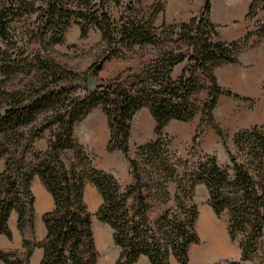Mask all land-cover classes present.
Instances as JSON below:
<instances>
[{
  "label": "trees",
  "instance_id": "obj_1",
  "mask_svg": "<svg viewBox=\"0 0 264 264\" xmlns=\"http://www.w3.org/2000/svg\"><path fill=\"white\" fill-rule=\"evenodd\" d=\"M142 5L143 0L127 5L122 0H0V161L5 159L0 234L13 238L9 221L15 210L24 236V250L0 249V264H31L37 247L44 249L41 264H97L85 201L89 182L102 196L97 215L112 227L120 248L115 264H137L142 257L151 264H172L173 259L187 264L190 247L200 242L194 200L198 184L208 188L215 213L228 215L230 237L239 241L240 258L230 264H264V125L236 132L238 153L229 152L227 164L216 155L184 161L171 149L165 132L172 120L191 121L201 112L194 142L207 121L223 135L213 114L219 98H249L223 87L216 68L239 63L240 51L254 43V36L264 39V24L227 42L211 20L212 0H204L189 21L176 24L156 25L157 16L165 12L162 3L149 13L137 11ZM262 9L264 0H254L247 19ZM75 23L82 37L91 27L99 28L106 43L103 56L84 72L68 68L55 55V46L65 42ZM135 46L152 50L138 71L97 78L107 62L128 58ZM16 76L24 77L21 85L12 83ZM205 91L208 97L202 101L198 96ZM99 107L110 128L107 149L127 156L132 183L123 184L113 172L98 167L77 137V124ZM145 107L156 121V137L131 157L134 117ZM50 128L47 148L37 150L36 142ZM36 175L54 199L53 209L43 216L47 235L42 241L26 237V230L36 227Z\"/></svg>",
  "mask_w": 264,
  "mask_h": 264
},
{
  "label": "rangeland",
  "instance_id": "obj_2",
  "mask_svg": "<svg viewBox=\"0 0 264 264\" xmlns=\"http://www.w3.org/2000/svg\"><path fill=\"white\" fill-rule=\"evenodd\" d=\"M122 1L127 5L130 0ZM191 1L195 6L203 0ZM159 2L163 4L165 12H161L157 16L155 21L156 25H161L164 22L169 24L181 23L170 22L166 18V5L170 3V0H143V5L138 6L137 11L149 13ZM109 10L112 12L111 7H109ZM246 20L250 24L248 30H256L257 27L264 24V9L259 10L253 19H247L246 15ZM219 38L227 42L233 41L224 39L220 32ZM3 46L4 40L0 38V50ZM55 48V55L59 62L74 71L84 72L88 70L94 61L103 56L106 43L102 41V34L99 28L95 26L91 27L87 37H82L81 26L75 23L68 30L65 42L56 45ZM151 54V47L135 46L129 51L128 58H115L107 62L97 78L109 80L126 70L138 71L142 67L143 62L151 57ZM239 59V63L222 64L216 68L218 80L223 87L231 89L242 97L249 98L245 99L225 95L219 98L213 114L215 123L223 133L222 136L218 134V130L213 123L207 121L203 132L199 135L196 142H194L203 117L201 112L191 121L172 120L165 127V132L168 135L167 140L171 149L184 161H190L192 163L196 162L201 156L216 155L222 164H227L230 162L229 152L234 154L238 153L234 138L236 132L241 129L251 128L255 125H264V121L260 124H256L254 121V116L262 119L261 116L264 115V39L254 36V43L240 51ZM23 80V76H16L13 78L12 83L14 85H21L24 82ZM85 93L86 91L82 85L79 94L83 96ZM207 97L208 91L198 96L202 101L206 100ZM43 118L44 116L40 120ZM155 127L156 125L151 130V133L154 134L153 139L156 137ZM51 130V128L47 129L42 138L36 142L35 148L37 150H45L47 148L48 141L51 137ZM76 134L88 151L94 155L98 167L113 172L123 184L133 182L132 168L127 156L121 151L109 152L107 149L110 139V128L108 118L102 107L94 109L77 124ZM146 139V137L140 135L139 129L134 131L129 153L131 157L136 156L140 145L149 142ZM66 155L71 156L72 153L68 152ZM4 165L5 159H2L0 161V171L4 168ZM184 165L185 162L181 164V169ZM175 188L176 185L173 184L172 189L174 190ZM194 200L199 208L196 227L200 235V242L190 247L189 261L187 264H192L191 250L202 244V236L198 228V223L202 217L210 216L214 217L224 226L233 251L230 254H223L210 260L208 264H230L232 261H238L241 250L239 241H233L230 237L228 215L225 214L220 217L215 213L209 204V191L205 184H198L196 186ZM85 201L92 216V226L98 250L97 264H115L120 253V248L114 242V231L112 227L108 223L101 221L97 215L99 207L102 204V196L97 187L91 182L87 184L85 189ZM137 264H151V262L148 258L142 257ZM172 264L183 263L173 259ZM248 264L253 263L250 262Z\"/></svg>",
  "mask_w": 264,
  "mask_h": 264
},
{
  "label": "crops",
  "instance_id": "obj_3",
  "mask_svg": "<svg viewBox=\"0 0 264 264\" xmlns=\"http://www.w3.org/2000/svg\"><path fill=\"white\" fill-rule=\"evenodd\" d=\"M254 0H212L211 20L216 24L218 31L226 40H235L242 38L248 31L250 24L246 20V15L250 5ZM204 5V0L198 5H193L191 0H170L166 5V18L170 22H187L195 15L199 14ZM245 20V21H244ZM97 109V108H96ZM262 119L254 116L256 124L262 123ZM156 125L148 108H142L134 117L132 127V137L136 129L140 130V135L146 137L147 141L153 139L154 134L151 130ZM32 189L36 196L35 214L36 227L33 232L30 228L26 230V237L42 241L47 235V229L43 221L46 212L51 211L54 207V199L48 191L41 178L36 175L33 179ZM10 228L13 234L11 239L6 234H0V249L4 251H13L23 249V233L18 226V214L14 210L10 217ZM44 257V249L35 248L31 257V264H41Z\"/></svg>",
  "mask_w": 264,
  "mask_h": 264
},
{
  "label": "bare ground",
  "instance_id": "obj_4",
  "mask_svg": "<svg viewBox=\"0 0 264 264\" xmlns=\"http://www.w3.org/2000/svg\"><path fill=\"white\" fill-rule=\"evenodd\" d=\"M198 228L202 244L191 250L192 264H208L220 255L232 253L225 228L214 217H202Z\"/></svg>",
  "mask_w": 264,
  "mask_h": 264
}]
</instances>
